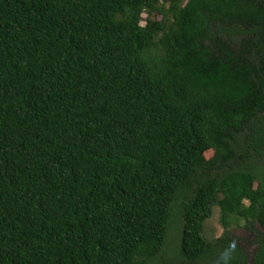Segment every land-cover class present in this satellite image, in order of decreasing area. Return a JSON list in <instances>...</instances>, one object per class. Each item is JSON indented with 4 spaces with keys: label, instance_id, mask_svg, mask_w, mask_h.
<instances>
[{
    "label": "trees",
    "instance_id": "trees-1",
    "mask_svg": "<svg viewBox=\"0 0 264 264\" xmlns=\"http://www.w3.org/2000/svg\"><path fill=\"white\" fill-rule=\"evenodd\" d=\"M248 128L264 0H0V264H150L183 195L179 264L223 256L232 224L264 226L255 175L213 176Z\"/></svg>",
    "mask_w": 264,
    "mask_h": 264
},
{
    "label": "rangeland",
    "instance_id": "rangeland-1",
    "mask_svg": "<svg viewBox=\"0 0 264 264\" xmlns=\"http://www.w3.org/2000/svg\"><path fill=\"white\" fill-rule=\"evenodd\" d=\"M144 24L145 22H143V25ZM245 140V133H243L237 137L236 143H234L238 155L236 161L232 162L234 168L232 170L229 167L227 169L218 170L213 176L223 179L230 171H247L255 175L257 178V187L259 183L264 184V157H257L251 149L248 152V145ZM262 151L264 152V150ZM213 154V152L208 153V159L212 158ZM190 196L191 195H189V197ZM189 197L186 195L179 197L175 209V218L171 232H169L164 254L150 264L180 263L178 245L183 225L181 205L186 202ZM227 228H229V226ZM225 232L226 229L222 222L221 210L219 206L215 205L212 216L204 224V235L209 241H214L223 237ZM261 234L264 235V226L248 225L244 222L240 224H232V227L229 228V232L227 233L228 236H231L228 243L229 250H227L223 256L222 254H217V256H211L189 264H251V258L255 255L258 249V237Z\"/></svg>",
    "mask_w": 264,
    "mask_h": 264
},
{
    "label": "flooded vegetation",
    "instance_id": "flooded-vegetation-1",
    "mask_svg": "<svg viewBox=\"0 0 264 264\" xmlns=\"http://www.w3.org/2000/svg\"><path fill=\"white\" fill-rule=\"evenodd\" d=\"M262 132L264 133V128H263V130H262ZM245 142L247 143V145H248V152L250 151V149L256 154V156L257 157H264V152L262 151V150H264V147L262 148V146H261V143L262 142H264V141H262L263 140V138H264V136H257V141L255 142V145L253 146V143H254V139H255V137H253L252 135H251V131H250V129L248 128V129H246L245 130ZM243 134V133H242ZM241 135V134H240ZM239 136V135H238ZM238 136H236V139L235 140H237V137ZM234 143H236V141L234 142ZM234 143H233V145H234ZM257 145V147L259 148V150L257 151L256 149H255V146ZM235 148V147H234ZM236 149V148H235ZM260 154V155H259ZM246 156H247V154H246ZM237 157H238V155H237ZM236 157V158H237ZM246 160V159H245ZM234 161H236V159L234 160ZM233 166V165H232ZM234 168V167H233Z\"/></svg>",
    "mask_w": 264,
    "mask_h": 264
}]
</instances>
